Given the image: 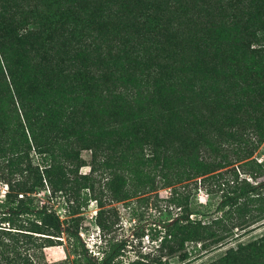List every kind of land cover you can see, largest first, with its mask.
Returning a JSON list of instances; mask_svg holds the SVG:
<instances>
[{
    "label": "trees",
    "instance_id": "16d2710c",
    "mask_svg": "<svg viewBox=\"0 0 264 264\" xmlns=\"http://www.w3.org/2000/svg\"><path fill=\"white\" fill-rule=\"evenodd\" d=\"M86 1L87 6L75 8L70 0H0V150L7 141L29 140L38 147L41 163L48 158L42 164L45 175L56 180L64 172H74L70 161L78 159L81 149H88L92 159L100 156L103 163L109 150L119 149L113 161L135 166L158 161L156 149L161 148V164L175 168V180L206 173L208 165L197 154L199 145L216 153L224 150L218 148L223 141L235 159L250 155L252 136L257 140L264 136V28L254 24L250 32L246 29L261 11L264 15V0H217L219 14L204 24L176 14L181 0H164L158 15L148 11L159 7L151 0L139 19L119 16L116 22L108 15L113 0ZM150 17L155 20L151 27ZM120 28L123 37L114 49L104 35L114 39ZM117 81H123L128 93L111 94L108 110L115 112L99 111L121 123L109 124L99 115L98 103ZM185 90L196 97L206 94L205 118L189 117ZM130 103L147 106L148 114L136 118ZM245 126L246 134L238 133ZM176 137L187 139V144L173 146ZM143 149L149 154L142 159L143 153L138 157L136 151ZM222 158L228 163L225 155ZM125 178L119 175L117 182L106 183L116 199L128 197ZM6 187L0 200V264H34L26 250L28 231L45 234L46 245H51L52 236L62 234L79 242L83 264H113L122 254L125 243L119 240L99 258L91 256L77 232L54 210L24 196L25 182L7 181ZM256 189H264V179L223 194L213 209L228 205L239 209L241 199ZM16 194L23 198H10ZM172 200L177 213L161 222L166 234L201 225L194 215L203 212L193 200L174 193ZM22 216L26 225L16 227L13 218ZM96 224L104 226L99 219ZM211 234L213 241L224 237ZM248 245L264 264V236ZM241 256H233L236 263Z\"/></svg>",
    "mask_w": 264,
    "mask_h": 264
},
{
    "label": "rangeland",
    "instance_id": "374dc122",
    "mask_svg": "<svg viewBox=\"0 0 264 264\" xmlns=\"http://www.w3.org/2000/svg\"><path fill=\"white\" fill-rule=\"evenodd\" d=\"M113 1L114 5L108 15L110 21L115 22L119 16L121 19L135 16L139 19L141 12L145 11L147 4L151 2V0ZM157 1L159 7L148 10L156 15L165 4L164 0ZM70 4L74 7L87 6L89 1L70 0ZM218 4L221 3L217 0H181L182 8L177 10L176 14L204 24L206 20L217 17ZM154 24L155 20L150 17L147 25L151 27ZM254 24L264 28L262 11L256 16L255 23L249 22L246 30L250 32ZM120 29L119 35L114 39L104 35L114 49L115 46L117 48L120 45L119 41L123 37L124 30ZM127 32L131 33L133 30ZM261 33H264V29ZM105 92L108 93H102L98 103V113L111 110H108L110 102L107 101L111 99V94L116 93L120 97H126L128 93L123 81H117L114 86L109 87V91ZM182 92L187 93L185 101L189 104V117L193 120H195L194 116L198 119L205 118L209 112L204 98L206 94H197L199 97H196L189 90ZM112 107L114 109L116 106ZM129 108L137 115L136 118L145 117L149 109L143 104L136 106L133 103H130ZM99 115L109 124H121L118 123V117L101 113ZM246 128V126L244 129L242 127L238 133L246 134L248 131ZM186 136L189 134L186 133ZM21 140L13 144L8 141L1 144L0 200L3 199L6 191L7 181L25 182L28 192L24 193V196L32 197L36 206H45L54 210L65 226L77 232L79 241L91 256L99 258L102 250H105L109 244L123 240L125 246L122 254L115 258L113 264H208L211 262L226 264L227 261L232 260V264H259L263 259L261 256L257 259L254 247L248 244L264 236V189L250 191L241 199L239 209L234 205H228L216 211L213 207L223 194H229L233 190L238 191L246 184H254L264 179V136L258 140L252 136L251 140L254 143L252 151L248 157L241 160L233 157L232 148L226 142L221 141L218 144V148L224 150L216 153L206 146L199 145L197 154L201 155L202 161L208 165L206 173L180 180H175L172 176V172H176L174 167L161 164V152H163L161 148L156 149L158 161L135 166L133 164L127 166L125 161L114 162L119 149L109 150L105 163L100 156L92 159L88 149H81L78 159L70 161L69 166L74 172H64V175L56 180L54 175L48 176L43 172L42 164L45 165L48 158L41 163L38 147L27 139ZM179 144H187V139L180 140L179 137L173 139V146L178 147ZM141 153L143 159L149 151L147 149H143L142 152L136 151L138 157ZM222 155L226 156L228 163L223 162ZM179 167V170H187L185 166ZM139 169L140 172H149V176L145 178L140 172H135ZM163 174L169 179L165 180ZM119 175L123 179L127 177L124 182V188L128 191L127 198L116 199L110 193V186L108 188L106 185L110 180L117 182L116 176ZM173 193L184 195L195 202V208L203 212L194 215L200 220L201 225L188 226L174 235L166 234L161 222L177 213V207L172 200ZM10 198L17 200L23 196L16 194ZM96 219L104 224L102 229L96 224ZM26 222L24 216L14 217L12 221L16 227L17 224L26 225ZM4 224L7 226L6 223ZM154 233L156 234L153 235ZM211 233L224 237L213 241ZM28 235L30 238L26 250L31 263L83 264L80 244L72 238L64 234L61 237L52 236L51 245H46L48 241L43 238L45 234L28 231ZM234 255H242L237 263L233 258Z\"/></svg>",
    "mask_w": 264,
    "mask_h": 264
}]
</instances>
